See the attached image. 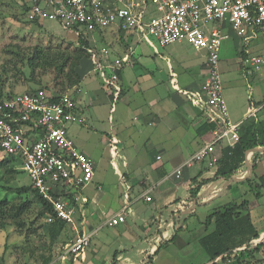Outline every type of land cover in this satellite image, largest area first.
I'll list each match as a JSON object with an SVG mask.
<instances>
[{
	"label": "built area",
	"instance_id": "built-area-1",
	"mask_svg": "<svg viewBox=\"0 0 264 264\" xmlns=\"http://www.w3.org/2000/svg\"><path fill=\"white\" fill-rule=\"evenodd\" d=\"M21 5L29 21H55L77 35L85 32L90 41L94 32L110 28L152 46L155 40L163 47L188 43L206 50L205 79L198 90L188 94L214 114L213 138L176 170L177 177L195 162L216 166L222 145L238 142L241 122L232 119L224 96L220 68L223 43L233 36L239 39L238 55L244 73L253 79L257 76L262 86L264 51L253 52L250 46L264 38V0H21ZM87 52L92 70L117 100L122 92L121 71L130 55H114L112 48H98L94 41ZM77 90L74 87L55 94L38 88L0 97V157L19 159L17 168L20 165L29 175L30 184L52 210L43 217L45 226L60 220L75 232L65 247V254L75 256L92 241L93 232L86 230L84 208L88 198L84 189L96 171L92 155L83 151L70 133L71 124L84 122L77 113ZM146 200L152 197L146 194ZM127 215L125 206L107 223L119 225Z\"/></svg>",
	"mask_w": 264,
	"mask_h": 264
},
{
	"label": "crops",
	"instance_id": "crops-1",
	"mask_svg": "<svg viewBox=\"0 0 264 264\" xmlns=\"http://www.w3.org/2000/svg\"><path fill=\"white\" fill-rule=\"evenodd\" d=\"M120 41L122 44L116 46L113 52L118 56L132 55L130 60L125 62V64L130 63L132 69L129 70L124 66L121 71L122 92L117 100L125 99L131 90L153 93L151 100L137 109L139 117H141V127L146 135L145 146L147 149L145 155L147 158L145 161L138 159L140 152L137 151L138 149L134 144L128 148L129 152L136 157L134 159L126 157L125 153L128 150L124 140L130 134H124V129L127 127L124 125L125 119H123L125 107H116L115 102L117 100L114 98L113 91L103 83L102 78L91 69V66L81 68L82 80L78 90L74 91V96L77 100V113L84 118V122L71 124L70 133L75 138L76 133L80 132V128L82 129L80 125H84L87 119L84 116L87 111L93 110L95 114L99 115L103 109L109 107L108 119L111 131L106 136V142L111 153L115 156L112 159V164L119 179L113 184L95 181V171L93 181L84 189V194L88 198L84 208L86 230L93 232L92 239L97 238L99 244H107L111 237L105 228L113 226L107 223L108 219L128 206L127 220L119 224L123 225V230L118 231V234L113 236V241L118 242L120 247L115 250L112 258L111 255L107 256V259L111 258V264H193L192 260L197 259V252L203 257L197 264H212L214 261L210 260L209 255L203 256V251L206 250L201 245L200 238L213 227L209 230L204 224H201V230L195 238L199 243L196 252V250L190 249L187 242L177 238L178 226L181 228V218L197 214L198 204L210 203L230 189L229 185L232 180L214 179V167L206 170L207 162H203L205 164L202 163L199 167H195L194 164L190 167H184L180 177L176 176V170L213 138L212 130L214 127L211 129L209 126L213 123L212 116L214 114L204 104L191 99L188 94L198 90L201 84L198 85L193 80L186 85V89L179 88L178 82H187L185 76L182 79L181 77L186 75L182 73H187L190 65L183 66L177 60V66L175 65L176 61L172 60L176 57L162 54L159 57L160 61H157L156 58L151 60L144 57L146 62H142L143 65L139 66L141 57L136 56V50L144 41L123 35ZM185 44L181 43V45ZM149 45L156 48L155 50L158 52L156 45ZM172 45L174 44L164 48ZM203 64L204 61L201 64L200 73H204ZM140 67H143L144 70L137 76L136 81L132 80L131 72ZM167 83L173 84L174 89L179 92L175 93L166 89V93L162 94V87ZM259 102L262 101L256 102L251 98L249 106L244 103L236 107L230 103V112L235 116L237 113L240 114V110L243 109V117L236 121L242 122L247 117L257 114L264 104L261 103L260 105ZM112 113H117V118L112 116ZM115 119L119 124L117 129L115 128ZM77 124H79L78 131L73 130V126ZM205 127L209 128L207 132H205ZM77 144L83 151L90 149L88 143ZM258 150L263 152L264 147H260ZM157 156H161V158L158 159ZM116 158H120L119 163L115 160ZM261 167L264 168V157L259 163L258 170ZM251 175L252 152L248 156L246 168L235 178V181ZM199 184L201 186L200 191L197 195H193L191 190ZM87 189L88 192H86ZM146 194L152 197L151 201L146 200ZM254 204L252 206L255 207H252L251 211L257 212L256 214L259 215V211L264 209V195L260 199H256ZM253 216L256 217L254 214ZM78 219H82L81 215ZM256 219L258 220L253 219V221L261 225V233H264V216L260 219L256 217ZM67 227L68 230L61 234L59 241L55 244L51 245L48 237L46 258L50 259L52 254V259L46 264H75L78 259H81L82 262L84 259H88L87 249L78 256L65 254V247L75 234L69 226ZM135 228L143 229V233L150 236L148 240L150 247L142 248L139 255H134L131 251L135 243L144 241ZM48 229L46 226V234ZM172 238L170 244L169 241ZM112 249L111 247L110 251ZM237 249H243V247ZM96 261L95 264H98Z\"/></svg>",
	"mask_w": 264,
	"mask_h": 264
},
{
	"label": "rangeland",
	"instance_id": "rangeland-1",
	"mask_svg": "<svg viewBox=\"0 0 264 264\" xmlns=\"http://www.w3.org/2000/svg\"><path fill=\"white\" fill-rule=\"evenodd\" d=\"M78 36L79 35L74 31L64 29L61 24L55 21H44L42 25L29 21L23 13L21 0H0V90H2L4 94H16L24 91H32L44 86L53 87L55 70L50 69L47 73L46 67L33 70L30 66L29 58L34 55L36 50L46 51L47 49H64L67 47L72 49L78 47ZM91 38V41H94L98 48L107 46L112 48L113 51L116 49V46L122 44L120 41L122 34L112 31L110 28L99 29L92 34ZM154 42L158 52L155 50L156 48L151 47L146 41L142 42L140 47L137 48L136 56L141 57L139 66L143 65L142 62H146L144 57L150 58L151 60L156 58L157 61H160L161 59H159V57L162 54L173 55L176 57L174 59L171 57L172 60L176 61L175 65L178 66L177 60L181 62L183 66L190 65V67H188L190 69L187 73H182L186 75H182L181 77L182 79L185 76L187 82H178L179 88L186 89V85L193 80L196 81L198 85L202 84L201 82L205 79V75L202 72L200 73V69L203 61V68L205 69L207 57L206 50L197 49L188 43L185 45L174 43V45L164 48L155 40ZM238 46L239 39L235 36L225 40L223 43L220 68L223 79L224 96L227 103L228 105L232 103L236 107L244 103L246 106H249L251 98L256 102L262 101L259 103H264V83L260 86L261 84L257 76L253 79L252 76H248L244 73V69L241 66V58L238 55ZM250 48L253 52L264 51V38L260 37L258 40H254ZM117 52H119V50H117ZM130 56L132 57V55ZM126 64L124 66L131 70L132 67H130V63L127 64V66ZM90 66L92 68L91 60L84 59L80 68L84 69ZM134 70L131 72V79L136 81L137 76L142 73L144 68L140 67L138 70ZM121 82L122 79L120 80V83ZM166 89L175 93L179 92L177 89H174L173 84L170 83L162 87V94L166 93ZM151 95H153L152 92L143 93L131 90L128 92L125 99L115 102L116 107H125L123 119H125L124 125L127 127L124 129V134L129 133L130 136L126 137L124 144L128 150L125 155L129 159H134L136 157V155L129 152L128 146L131 144L136 145L137 151L140 152L138 156L140 161H145L147 158L145 155V150L147 149L145 146L147 142L146 135L141 127V117H139L137 109L139 106H143L145 102H149L151 100ZM109 110V107L103 109L102 113L99 115L95 114L93 110L87 111L84 114L87 119L84 125H80L82 129L80 128V132L76 133L74 139L77 143H88L90 149H85V151L91 154L96 162L95 181L97 180L104 183L111 182L113 184L115 181L118 182L119 179L114 172L115 167L112 164V159L115 158V156L111 153L106 142V136L111 131L108 119L110 114ZM230 114L232 119L236 122L243 117L244 111L243 109L240 110V114L237 113L235 116L231 112ZM116 115L117 113H112V116L117 118ZM118 125L115 119L116 129ZM78 126L79 124L73 126V130L75 129L78 131ZM115 160L118 163L120 162V158H116ZM202 163L203 162H195L194 166L199 167ZM17 169L19 173L9 185L12 187L29 185L31 183L29 175L21 169L20 165ZM260 172L264 173L263 167H261ZM0 183H2V181H0ZM250 186L249 183L234 182L233 186L218 196L216 200L204 205L198 204L199 210L196 215L181 218V228L178 226L177 238H180V241L184 240L187 242L191 250H198L199 243L195 238L201 230V224H204L210 211L230 201H241L245 198V193H249ZM86 192H88V189ZM2 197L9 198L15 203L23 200V197L20 195L3 191L0 188V198ZM248 198H250L253 202L251 203L255 205L256 199L254 194H249ZM252 207L254 208L255 206ZM38 213L39 205L34 204L31 211L25 215L27 222V227L25 229L21 230L14 225H10L0 232V264H42L41 254H46L48 236L46 234L44 220L42 217L38 216ZM252 213L260 219L264 216V209L261 210V212L259 211V215L256 214L257 212L250 211L251 218L258 220L256 217L254 218ZM257 225L258 228H261L259 223H257ZM34 229H36V231H34ZM135 229L142 236L140 237L143 238L144 241L135 243L131 251L134 255H139L141 254L142 248L150 247V243H148L150 236L144 234L141 228ZM154 229L156 228L154 227ZM105 230L108 231L111 237L110 241L105 245H101L98 239L94 237L90 247L86 250L88 259H84V262L78 259L75 261V264H95V260H97L96 263L98 264L112 263L111 258L114 256L115 250L120 247L118 242L113 241V236L117 235L118 231L123 230V225L111 226L110 228L106 227ZM261 237L264 239V233H261L260 238ZM260 238L255 240V242L259 241ZM157 241L160 243L159 240ZM126 244H128L127 241ZM111 247L113 248L112 251H110ZM94 249L95 251L93 252ZM108 255H111L110 259H107ZM203 256L207 257L208 253L203 251ZM196 258L197 259L192 260L193 264H197L203 259L198 252L196 253Z\"/></svg>",
	"mask_w": 264,
	"mask_h": 264
},
{
	"label": "trees",
	"instance_id": "trees-1",
	"mask_svg": "<svg viewBox=\"0 0 264 264\" xmlns=\"http://www.w3.org/2000/svg\"><path fill=\"white\" fill-rule=\"evenodd\" d=\"M33 23L42 25L39 22ZM78 42L79 46L72 49L67 47L47 49L46 51L36 50L34 55L29 58L33 70L41 69V67H46V73L50 69L55 70L54 86L41 88L59 94L79 87L82 80L81 63L84 59H89L87 49L91 45V41L85 32H81ZM12 95V93L4 94L0 90V97H11ZM213 127L214 124L211 123L209 128ZM209 128L205 127V132ZM239 132L240 138L235 145L227 143L222 145V155L218 164L213 168L215 170L213 178L232 180L229 188L233 186L234 182L249 183L251 186L249 193H245L246 196L241 201H230L207 215L204 225L207 229L213 228L200 238V243L210 256V260L214 261L212 264H264V239L255 242L261 236V228H258L251 218V199L248 198L251 193L254 194L255 199H260L264 195V173L258 170L259 163L264 157V151L258 150L260 147H264V106L258 110L255 116L251 115L241 122ZM248 151H252V175L235 181V178L246 168ZM18 162L19 159L14 156L0 157V181H2L0 188L23 197V200L18 203L6 197L0 198V232L10 225L21 230L25 229L27 227L25 215L31 211L34 204L39 205V217L43 218L52 213L50 207L46 205L39 192L31 184L19 187L9 185L19 173L16 168ZM209 168L207 163L205 169ZM200 189L199 184L191 192L193 195H197ZM48 228L47 235L51 245L58 242L61 234L68 230L67 225L60 220L48 224ZM172 240L173 238L169 242ZM240 247L243 249H237ZM41 258L42 264H46L52 259V254L50 259L46 258V254H41Z\"/></svg>",
	"mask_w": 264,
	"mask_h": 264
},
{
	"label": "water",
	"instance_id": "water-1",
	"mask_svg": "<svg viewBox=\"0 0 264 264\" xmlns=\"http://www.w3.org/2000/svg\"><path fill=\"white\" fill-rule=\"evenodd\" d=\"M248 152H252V151H248ZM248 152H247V159H248ZM262 237L260 238V241H261Z\"/></svg>",
	"mask_w": 264,
	"mask_h": 264
}]
</instances>
